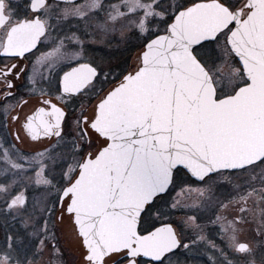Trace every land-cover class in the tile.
I'll return each instance as SVG.
<instances>
[{
    "label": "snow or ice",
    "instance_id": "obj_1",
    "mask_svg": "<svg viewBox=\"0 0 264 264\" xmlns=\"http://www.w3.org/2000/svg\"><path fill=\"white\" fill-rule=\"evenodd\" d=\"M0 57V264H264V0H0Z\"/></svg>",
    "mask_w": 264,
    "mask_h": 264
},
{
    "label": "flooded vegetation",
    "instance_id": "obj_2",
    "mask_svg": "<svg viewBox=\"0 0 264 264\" xmlns=\"http://www.w3.org/2000/svg\"><path fill=\"white\" fill-rule=\"evenodd\" d=\"M95 48H96L95 54L97 55V57H104L106 55V51L111 50L110 48L106 49L105 45L102 42L97 44L95 46ZM125 55H128V54L125 53ZM133 55H134V53H133ZM120 58L122 59V57H120ZM11 62L12 61L10 59H6L4 57H0V66H2L5 63H11ZM20 147L28 149V148H31V147H36V144L31 142V141H29L26 144L20 145ZM182 202L183 203H187V204L198 203L197 194L194 191L191 192V193H185L183 198H182ZM187 211L194 212V211H196V209L195 208H191V209H188ZM210 215H211L210 212H208L205 215V217H204L205 222H207V219H208V217ZM13 223L14 222H11L10 220L6 221L2 217H0V245L3 244L4 239H5V235L10 230V228H11ZM16 227H19V225L17 224ZM210 234L212 236H214V237L219 235V233L216 230H214V229H210ZM67 256H68V258H71L72 252L70 250L68 251ZM194 264H207L206 256H204L203 254L197 255L195 257Z\"/></svg>",
    "mask_w": 264,
    "mask_h": 264
}]
</instances>
